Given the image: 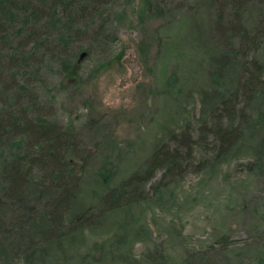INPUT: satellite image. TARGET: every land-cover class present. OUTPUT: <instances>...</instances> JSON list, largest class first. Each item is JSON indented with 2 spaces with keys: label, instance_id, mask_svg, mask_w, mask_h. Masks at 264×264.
I'll list each match as a JSON object with an SVG mask.
<instances>
[{
  "label": "rangeland",
  "instance_id": "374dc122",
  "mask_svg": "<svg viewBox=\"0 0 264 264\" xmlns=\"http://www.w3.org/2000/svg\"><path fill=\"white\" fill-rule=\"evenodd\" d=\"M103 1L104 39L76 41V58L90 48L78 62L79 84L70 88L73 80L53 63L42 67L36 82L48 118L74 137L82 157L88 156L85 163L74 160L83 169L82 190L94 197L102 187L114 193L121 189L128 196L131 186H123L125 180L142 173L160 142L174 149L167 139L171 134L191 133L194 160L192 165L182 162L156 192L149 186L160 180L161 171L135 188L144 198L123 221L134 233L125 240L126 246L132 244L127 264H264V170L248 169L254 159L248 148L216 161L210 138L194 144L199 94L211 84L208 73L218 59L237 66L235 53L223 57L225 48L235 51L241 45L240 35L230 31L239 22L250 35L264 30V0ZM247 49L249 59L253 53ZM257 49L264 58V36ZM185 149L182 142L179 152ZM201 161L208 167L197 171L194 165ZM99 207L96 201L93 209ZM18 214L3 211L0 222L8 225ZM105 224L85 232L74 248L77 253L83 257L94 244L124 234L108 220ZM1 255L0 264H25ZM41 255L31 264H48L47 252ZM82 257H61L56 264H78ZM111 260L107 264H126Z\"/></svg>",
  "mask_w": 264,
  "mask_h": 264
},
{
  "label": "trees",
  "instance_id": "16d2710c",
  "mask_svg": "<svg viewBox=\"0 0 264 264\" xmlns=\"http://www.w3.org/2000/svg\"><path fill=\"white\" fill-rule=\"evenodd\" d=\"M105 5L103 0H0V214L19 213L8 225L0 222V255L12 260L31 264L43 252L50 259L48 264H56L61 257L80 258L74 248L85 232L106 226L108 220L124 234L115 233L99 246L94 244L77 263L131 262L127 252L132 244L126 246L125 240L134 233L128 232L123 221L128 209L143 201L135 188L161 171L160 180L149 186L156 192L164 179L181 170L182 162H194L188 145L191 133L171 134L167 139L174 149L160 142L142 173L125 180L123 186H131L128 196L121 189L114 193L102 187L94 197L82 190L79 173L83 169L74 160L85 163L88 156L82 157L84 151L74 137L48 118L36 82L41 80L42 67L53 63L64 78L73 80L70 88L79 84L76 41L88 36L94 43L104 39ZM263 31L250 35L240 22L231 29L232 36L240 35L241 45L235 51L225 48L223 57L233 52L239 61L232 67L228 60L218 59L208 73L211 84L199 94L201 118L194 142L200 145L210 138L216 161L248 148L254 158L248 169L259 171L264 170V58L257 55V48ZM248 47L253 53L249 59ZM84 51L88 56L90 48ZM182 142L187 149L179 152ZM207 167L202 161L194 165L197 171ZM96 201L100 207L94 210Z\"/></svg>",
  "mask_w": 264,
  "mask_h": 264
},
{
  "label": "water",
  "instance_id": "95a60500",
  "mask_svg": "<svg viewBox=\"0 0 264 264\" xmlns=\"http://www.w3.org/2000/svg\"><path fill=\"white\" fill-rule=\"evenodd\" d=\"M83 56H84V54L81 53V54L79 55V59H81Z\"/></svg>",
  "mask_w": 264,
  "mask_h": 264
}]
</instances>
